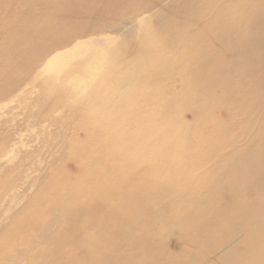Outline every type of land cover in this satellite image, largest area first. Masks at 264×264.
<instances>
[{"label":"bare ground","instance_id":"bare-ground-1","mask_svg":"<svg viewBox=\"0 0 264 264\" xmlns=\"http://www.w3.org/2000/svg\"><path fill=\"white\" fill-rule=\"evenodd\" d=\"M161 1L0 0V80L18 84L30 58L64 49L111 11L147 10L109 59L86 50L53 62V98L96 103L98 122L84 124L74 180L55 174L59 188L0 231V264H197L218 249L212 264H264V0ZM81 72L86 84L69 87L64 76ZM183 108L196 110L193 125ZM23 228L30 236L11 245Z\"/></svg>","mask_w":264,"mask_h":264},{"label":"rangeland","instance_id":"rangeland-1","mask_svg":"<svg viewBox=\"0 0 264 264\" xmlns=\"http://www.w3.org/2000/svg\"><path fill=\"white\" fill-rule=\"evenodd\" d=\"M162 1L160 2L162 7H169L171 4V0ZM142 8L143 10H141ZM118 11H120L121 14L111 11L108 15L110 20L106 23L94 26L93 28H85L81 33L82 36L79 34L77 39L64 49L52 50L42 53L39 57L36 56L34 59L30 58V62L35 61L33 63L27 60V62L31 64L32 70L30 69L28 73H26L27 76L26 74L24 75L19 84L14 83L11 78L0 80L2 82V84L0 82V88L4 85L6 87L8 86V92L0 94L1 232L12 226L21 211L32 204L42 191H47V195L50 194L51 196L59 188L58 185H60L61 182H59L60 184L57 183L60 177L57 173H61V176L66 174L64 178L67 180L64 182L67 181L69 183L72 182L79 173L76 159L81 158V156L83 157V148L81 146H83L82 144L87 140V131L84 124L88 121V125L92 122H98V119L96 121V117L93 115L98 108L94 109L96 105L94 102L85 103V100L74 101V96L71 93L67 94L72 96V98L66 103L60 104L58 102L59 95L53 98L52 91L45 86L44 82L51 74V70H54L52 67L53 62H62L72 55L81 54L82 56L86 50H89V53H101V55H104V60L109 59L111 54L119 50L118 45L122 46L124 38L133 40L132 31L146 20L147 13L145 12L147 10L145 7L135 4L133 8L123 6L120 7ZM133 11H135V14H132L134 13ZM127 15L130 16L128 17ZM117 16H120V18L118 21L114 22L112 18ZM150 22L151 24L153 22L152 25L156 24L155 20L151 19ZM129 24H132V27H130ZM118 26L120 29L116 28ZM125 30H128L126 36ZM0 31V36L5 34L4 30L2 31V29H0ZM117 36L119 38H117ZM5 37L6 36H3L4 39ZM31 48H34V45H31ZM15 51L19 52V48H16ZM77 74L78 73L73 75L66 74L64 76V79L67 78L66 81L69 83V87L73 84L78 86H80V84L81 86L86 84V82L83 83L84 80L82 81V79H79L84 78L83 73ZM54 78L56 79V75ZM11 81H13V83ZM10 82L12 83L11 85H9ZM59 83L60 81H58V79L55 80L56 85ZM85 87L88 92L93 90L90 86ZM79 90H76V92ZM65 92L64 90L62 94ZM80 98H83V95ZM224 108L225 107L216 108L214 114L218 120H227V111ZM196 116V110L193 108H183L179 113V117L189 125L195 123ZM102 119L104 120L105 117ZM76 148L82 149L77 151L78 149ZM55 174H57L58 180L56 179L57 181L55 180L52 183L51 181L54 179ZM47 195L45 196L47 197ZM228 203L229 199L227 197H221L217 205L222 207ZM44 218L47 221L46 218L48 217ZM30 219H33L32 215H30ZM64 224L65 221H62L58 225L63 226ZM54 228L50 232L52 237L56 235ZM27 231L29 230L26 228L20 230L19 233L14 236V240L10 241V244L13 245L17 243V241L19 242L21 239L30 236L31 231ZM36 232H34V234L38 235V232ZM189 232L190 230L186 229V233ZM35 242L36 245L34 246H37L36 249H38L42 240L38 238ZM164 243L168 250L174 251L177 248V237L167 235L164 239ZM42 245L44 246L46 244ZM224 252L225 251L222 249L211 251L197 264H212V262ZM33 253H30V256ZM0 254L2 255L1 252ZM123 254L124 252H120L115 257L116 260ZM81 255L82 253L79 252L76 256L78 257ZM30 256H28V258H30ZM185 260L188 259L179 258L175 260V264H184Z\"/></svg>","mask_w":264,"mask_h":264}]
</instances>
